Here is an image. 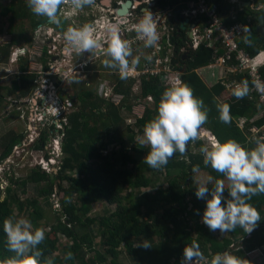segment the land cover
<instances>
[{
	"label": "trees",
	"instance_id": "trees-1",
	"mask_svg": "<svg viewBox=\"0 0 264 264\" xmlns=\"http://www.w3.org/2000/svg\"><path fill=\"white\" fill-rule=\"evenodd\" d=\"M23 1L12 0L9 6L0 7V15L8 19L7 27L1 28L0 33L11 35L10 42L0 46V63L9 61L12 48L16 45L22 48L35 45L33 33L27 32L23 26L25 20H30L32 30L48 20H35V14ZM241 14V21L250 20V31L240 42L241 47L255 55L264 49V37L257 31L258 17L248 9H244ZM19 19L22 21L20 30L16 25ZM175 39L178 43L176 49L179 50L182 43ZM212 61V51L205 47H200L187 61L180 59L181 65L186 66L182 83L188 84L193 95L203 100L208 110L207 126L203 127L216 140L223 143L232 139L245 149H252L234 119L251 117L255 99L250 96L237 99L234 95L225 99L222 82L209 87L197 70L208 67ZM41 62L48 69L47 48L43 50ZM116 77V84L110 93L122 95L124 98L121 104L114 103L111 97L101 96L87 86L85 91L73 94L70 99L73 109L60 117L63 127V158L58 172L51 174L35 167L31 169L26 181H21L22 185L43 184L38 188V195L44 198L53 194L57 186L63 194L60 200L61 217L49 226L43 243L38 246L43 251L41 261L53 257V264H126L119 260L120 256L125 255L129 260L127 264H181L184 247L193 241L200 245V250L209 260L216 253L226 251L248 260L250 264L256 262L255 258H250L256 253L264 261V194L253 196L248 201L261 216L255 230L245 233L237 227L232 232H225L226 236L218 240L212 234L214 231H210L201 220L205 200L210 199V195L205 199L195 196L198 172H193V167L199 166L200 171L213 177V182L208 184L210 190L215 186V180L225 179L223 174L205 166L200 152V148L205 146L204 142L199 139L189 142L185 155L176 152L166 166L156 170L144 161L150 151L149 146L142 147L143 157L137 158L133 156V141L128 142L123 138L124 135H120L119 130L124 124L122 110L130 111L139 103L145 107L143 116L137 119L135 125L128 124L125 130L132 138L134 134L143 135L145 124L157 115L162 93L170 87L167 81L170 74L163 72L160 75H143L139 95H135L133 90L136 79L130 77L122 80L120 76ZM236 78L239 81L245 79L241 75ZM37 79L38 74L29 73L25 64L21 63L19 73L12 81V89L14 93H19V98L28 97L35 90ZM57 85L60 86V82ZM5 89L0 86V93ZM224 104L230 106L231 122L228 124L220 120L218 106ZM133 126L137 129L136 133ZM52 129H55V125ZM22 138L15 133L3 138L0 164L22 142ZM40 139L38 142H46L45 132L41 133ZM38 142L35 147L40 149L42 146ZM193 147L198 148V151L195 152ZM163 174L169 178L166 187L156 182ZM126 189L138 191L137 196L125 195ZM141 189L146 191L140 193ZM227 189L222 204L230 199ZM8 192L10 194L12 190L8 188ZM1 196L0 189V261H3L14 255L7 247L4 220L25 214L23 217L29 219L34 228H42L43 210L38 198L23 201L19 196L12 195L1 200ZM100 201L113 205L114 210L90 216L92 205ZM96 239H99L97 244ZM143 240H148L151 248L137 246ZM68 252L73 253V259H65ZM87 254L90 256L87 257Z\"/></svg>",
	"mask_w": 264,
	"mask_h": 264
},
{
	"label": "clouds",
	"instance_id": "clouds-1",
	"mask_svg": "<svg viewBox=\"0 0 264 264\" xmlns=\"http://www.w3.org/2000/svg\"><path fill=\"white\" fill-rule=\"evenodd\" d=\"M94 2L95 0H27V6L36 16L47 17L49 23L56 25L57 28H61L62 21L59 13L61 12L62 5H70L74 12H78L87 6L93 5ZM207 3L211 7L216 8L219 14H221L222 8L218 7L217 3L214 4L211 0H207ZM238 6L242 7L240 3H238ZM182 7L186 6L183 5ZM260 8H264V5H261ZM257 10L259 11L260 9ZM143 11L144 14L142 18L133 25L135 31L132 33L128 32V36H121L120 34V28H124V30L127 31L128 25H126V23L124 25H108V37L104 31H98L96 33V28L92 24L86 23L79 28L70 27L63 34L64 40L66 41V48H70L77 52H95L98 55L105 52L107 48L105 56L108 58L103 60L104 66L117 69L120 78L122 80L127 79L129 72L134 70L140 62V56L137 55L133 57V51L137 50V46L143 44L145 48H156L159 46V43L164 45L163 40L166 39V33H164L165 31L162 26L159 27L157 25L153 13L146 8ZM74 15H76V13ZM179 15L183 16L178 13L177 16ZM65 16L68 17L71 15L65 14ZM260 16L264 17V15L259 14L257 16L258 20ZM172 18L173 17H171V19ZM184 18L192 20L191 18ZM200 22L205 23L206 18L201 17ZM200 22L193 19L190 31H188V36H190V39L186 42L188 45H190L193 40L192 29L198 23L201 24ZM169 26L172 28L170 20ZM258 26L259 23L257 24V31L262 36L261 31L258 30ZM248 28L244 26L243 30L249 33L250 28ZM46 29L47 30L44 29L36 35L33 33L36 42L35 46L41 44L43 47L42 54H39L40 56L37 58V61L40 60V62L43 58V50L45 48H47L48 57L56 55L55 52L60 49L56 44L48 46L47 41L50 39L51 33H53V27L49 26ZM248 33L244 36L243 40ZM135 35L141 40L138 41L136 45L133 44L131 46L129 40L135 37ZM172 35L173 38H177L173 29L171 31V36ZM104 39L109 40L108 47L105 45ZM101 41L102 44H104V48L100 45ZM245 42H248L247 39ZM200 47L207 46L201 44L197 49ZM19 49L27 51L25 48ZM51 49H53V51ZM64 50L65 49L61 48V52H64ZM246 51L249 52L248 50ZM249 53L253 59L252 64L263 72L264 49H261L255 55H252L251 52ZM130 57H132L131 61L129 60ZM144 59L151 61L152 57L146 55ZM207 68L215 72L216 69L219 68L218 73L216 72L217 74L209 71L210 74L213 75L216 84L222 82L219 80V77L226 74L227 71L223 66L217 65L213 59L212 63H210ZM207 68L206 70H208ZM237 76L238 75L234 74L228 75L229 79L238 80L236 78ZM177 77L178 78L175 77L174 79V84L166 88L162 93L158 104L157 115L145 124L143 138L140 139L141 144L150 147V151L144 157L145 163L150 168L156 170L166 166L169 159L172 158L176 152L185 155L186 147L189 142L200 139L202 132L210 134V132L203 127L208 119V110L203 100L193 95V90L188 84L182 83L183 74L177 75ZM248 81L250 80H242L234 89L233 94L228 92L223 85L226 95H230V97L234 95L237 99H243L250 92L248 85L250 82ZM111 90L110 88V91ZM260 90L264 91V88ZM254 99L255 106L252 109L251 117H239L234 119L237 128L243 133L247 144L250 145L252 149H245L232 139L221 143L219 140L214 139V136L211 134L209 136L213 139L211 145L202 146L200 148V152L204 157L203 162L205 166H210L214 171L223 174L227 179V191L230 196V199H227V201L222 204L225 191L224 180H215V186L211 188V190L208 184L213 182L212 176H208L206 181L197 182L195 196L198 199H205V197L210 195V199L205 200V208L202 215V222L210 231H219L223 234L225 232H232L237 227H240L245 233H251L261 221L259 211L253 207L252 204L248 203L253 196L264 194V137L257 138L255 140V145L248 140V129L253 125L249 123V120L256 119L259 116L261 117L263 110L262 104L258 105L257 98ZM68 104H62L58 107L57 112L60 113L59 118L72 107L70 104L69 108L64 109V107H68ZM218 108L220 111V120L225 124L230 123V106L224 104L218 106ZM58 120L59 124L62 125L60 119ZM240 120L246 121L245 127L242 129L239 127ZM259 122L262 123L259 124ZM254 125L258 128L263 127L264 118L256 119ZM62 138L63 137L60 139L61 154L56 157V159L63 156ZM53 160L54 159H50L47 166L49 168L53 167V170H57L58 172L59 165L55 168L56 162H53ZM54 171L52 173H54ZM192 171L199 172V166L193 167ZM3 231L7 237L8 250L14 253V255L0 261V264H53V257H47L45 260L41 261L43 251L38 246L42 244L45 239L44 229L38 227L34 228L32 222L26 217L21 216L16 218L10 216L6 218L3 222ZM137 246L146 249L151 248V244L148 240L141 241ZM73 258V253H66V260H71ZM181 264H250V262L226 251L223 253H216L209 260L200 250V245L196 241H193L191 245L184 247Z\"/></svg>",
	"mask_w": 264,
	"mask_h": 264
},
{
	"label": "rangeland",
	"instance_id": "rangeland-1",
	"mask_svg": "<svg viewBox=\"0 0 264 264\" xmlns=\"http://www.w3.org/2000/svg\"><path fill=\"white\" fill-rule=\"evenodd\" d=\"M12 0H0V7L4 8L9 6ZM23 3L27 5V0H24ZM65 7V5L61 6ZM67 9L69 6H66ZM61 15V13H59ZM35 16V20L39 18H47L42 16ZM6 18V17H5ZM70 19H73V24L78 28V23L74 22L77 19L76 15H71ZM8 19H4L0 15V29L3 27H7ZM79 21V20H78ZM91 21V20H90ZM19 30L21 29L22 21L19 19L16 23ZM23 26L27 30V32L34 33V35L40 33L42 30H47L46 28L51 26V24L47 21L42 25L38 26L35 30H32L30 20H25ZM56 26V25H55ZM68 28L67 24L65 28H60L58 31L63 34ZM64 38V37H63ZM11 40V35L7 33H0V46L9 43ZM100 45L104 48V44L102 41ZM16 45L12 48V53L9 61L7 63H0V86L5 87L0 94L2 95V99L0 101V154L3 152V138L11 133H15L23 136L22 142L16 146L12 153L0 164V189L2 191L1 200H4L8 196L16 195L23 201L25 199H33L38 198L39 205L43 210V220L41 222L42 229L44 232H48V228L50 225L54 224L56 219L60 216V200L63 198V194L59 192L57 184H55L56 190L53 194L47 196L46 198L38 195V188L43 186L34 185L33 183H29L26 185H22L21 181H26L31 169L40 167L46 172L52 173L53 167H48V161L50 159H54L53 162H56L55 168L60 165V161L63 156L56 159L61 154V137L62 133V125L59 124V112H57L58 107L62 104H68V107H64V109L69 108L71 102V96L76 92L85 91L87 88H91L94 91H97L99 95H108L110 96V88L113 89V85L116 84V76H120L117 69H112L109 67H105L103 64V60L108 58L105 56V52L100 53L99 55L95 52L91 55L88 52H79L80 54L74 58L71 54L66 52H61V48L58 51H54L56 55L52 57H48V69L45 68V65L37 61L39 54H42V45H34L33 47H23L27 49V51L19 49ZM53 51V49H51ZM146 49V48H137L135 56H140V62L137 68L144 69V66L148 64L150 61H146L144 57L146 55H150L154 58V55L157 54L155 61L159 60L160 64L163 62V57L161 55V51L156 48ZM76 52V51H75ZM25 54V55H24ZM33 54V55H32ZM4 56V54H1ZM23 56V57H21ZM22 58V59H19ZM55 59V60H54ZM132 58H129L131 61ZM152 60V59H151ZM24 63L29 73L38 74V79L35 81L36 88L32 93L25 98H19L17 93L13 91L12 81L15 76L19 73V65ZM159 64V63H158ZM165 70H169L171 74V78L168 79L169 86L174 84V79L178 74L185 72L186 68L181 69V71H173L171 68L167 69L166 65L164 66ZM134 71L129 72V76H139L137 74H132ZM57 78V82H60V86L53 82V78ZM204 77L209 79L210 72L204 71ZM172 79V81H170ZM137 82L134 86V94L139 95L141 92V77L136 79ZM213 82V80H212ZM216 82V81H214ZM77 86V88L74 86ZM111 98L116 99L114 95H111ZM225 99H229L230 95L224 96ZM73 108H70V110ZM70 110L68 112H70ZM145 107L143 104L136 105L132 110H122V117L124 120V124H122V128H120V135H124V139L128 142L131 140L132 142V151L133 156L137 158H142L144 149L148 145L141 144L140 139L143 138V135L134 134L133 138L130 134L125 130L128 124L136 123L137 119L143 116ZM64 114V113H63ZM66 114V113H65ZM55 125V129H52V126ZM203 126H207L204 124ZM133 131L136 133L137 129L133 126ZM45 132L46 142L42 144L40 141L41 133ZM118 134V133H117ZM119 134L117 136H120ZM210 135L205 132L201 133V140L204 142L205 146H210L213 139L209 137ZM37 142L42 146L40 149L36 148ZM60 146V147H59ZM135 147V148H133ZM143 147V148H142ZM193 150L196 152L198 148L193 147ZM63 153V152H62ZM48 158V159H47ZM175 172H173L174 174ZM208 173L205 171H199L196 176V186L198 181H206L208 177ZM55 177V174L52 175ZM159 180L156 182L157 184H161L160 186L166 187L168 184V176L163 174L158 178ZM15 182H13V181ZM225 188L228 187V181L225 178ZM66 185V184H65ZM8 188L12 190L9 194ZM142 191H146L145 189H141ZM133 192V193H131ZM138 191H131L130 189H126L124 191L125 195L132 194L134 197L137 196ZM107 210H114V206L107 205L105 202H97L92 205V211L90 212V216L95 217L99 215H103ZM23 216L25 214H22ZM202 220V219H201ZM213 236L221 240L226 236V233H220L219 231H214ZM67 240V239H66ZM99 239H96L97 242ZM65 242V241H64ZM58 253H61L59 251ZM90 254H87V257ZM250 258H255L256 262L254 264H264V261H261L259 255L256 253L253 254ZM124 263H129V260L125 255L119 257Z\"/></svg>",
	"mask_w": 264,
	"mask_h": 264
},
{
	"label": "built area",
	"instance_id": "built-area-1",
	"mask_svg": "<svg viewBox=\"0 0 264 264\" xmlns=\"http://www.w3.org/2000/svg\"><path fill=\"white\" fill-rule=\"evenodd\" d=\"M103 3L108 0H95ZM110 7L113 9V13L115 14V19L119 22V25H128L127 32L135 31L133 25L136 24L143 16L144 9H148L155 16V20L157 21V25L159 27H163L164 33H166V42L167 45L170 46L171 49L175 48V44L172 41L173 35L171 36L172 28L169 26V20L171 17L178 15V13L182 14L184 17L191 18L192 20H197L200 22V18H206V22H200L201 24H197L192 29V42L189 46L192 49H197L201 44H205V46L212 48L213 59L216 64L219 66H223L227 71L226 74L219 77V80L222 81V84L225 86L228 92L233 94L234 89L238 84L242 81H238L236 79H229V74L234 75H242L246 80L248 78L250 80L249 89L250 92L246 96H250L253 98H257L258 105L262 104V113L261 117L264 118V91H261V88H264V71L254 66L252 64V57L249 52L244 50L239 41L243 40L244 36L248 33V31H244L243 27L247 26L250 20L246 19V21L240 20L241 12L243 11L242 7L238 6V2L232 0V7L228 9V16L225 17V20L222 18L221 14L216 10V8L211 7L207 0H185L182 3H173L172 5L163 6L165 0H109ZM131 1L132 5L128 9V12L125 16H121L118 14L123 6ZM167 1V0H166ZM185 5L186 7H182ZM163 7V8H162ZM108 8H105L106 11ZM116 25V24H113ZM118 25V24H117ZM249 29V28H248ZM163 33V34H164ZM171 39V41H170ZM141 39L138 36L133 37L129 40L131 46L136 45L138 41ZM160 46V45H159ZM157 46V49L160 47ZM156 55L148 64L144 66V69H138L137 67L132 70L134 71L132 74H137L139 76H127V78L138 79L143 75L151 74V75H160L163 72L169 73V70H165L164 66L167 63H170L169 55H166L163 59L164 65L157 59L155 61ZM159 63V64H158ZM167 69L170 67L167 66ZM170 74V73H169ZM171 76V75H170ZM106 97H111L105 95ZM116 99L111 98V100L116 104H121L123 100L122 95H114ZM256 119L249 120L250 124H253L248 129V140L255 145V140L259 137H264V126L258 128L254 125ZM246 121L240 120L239 127L242 129L245 127Z\"/></svg>",
	"mask_w": 264,
	"mask_h": 264
},
{
	"label": "flooded vegetation",
	"instance_id": "flooded-vegetation-1",
	"mask_svg": "<svg viewBox=\"0 0 264 264\" xmlns=\"http://www.w3.org/2000/svg\"><path fill=\"white\" fill-rule=\"evenodd\" d=\"M236 2L240 3L241 6L244 9H248L251 10L252 13H254V16H258L260 13H264V8H260L261 5H264V0H235ZM218 7H221L225 10H228L232 7V0H216ZM66 6H69V8L67 9ZM108 9L105 11L104 9L107 8ZM257 9H260L259 11ZM61 12V21H62V27L61 28H65L66 24L67 27H75L73 24V19H70V16L66 17L65 14H70V15H74L76 13V17L79 20H76L74 22L78 23V28L84 24H92L95 28H96V33L98 31H104V33L107 35V26L108 25H113V24H118L119 22L115 19V14L113 13V9L110 7V1H105L103 3L100 2H94L93 5L91 6H87L85 7L83 10L78 11V12H74L71 8L70 5H65V7H62V10H60ZM91 20V21H90ZM51 24V23H50ZM51 26L53 27V33H51L50 35V39L47 41L48 46L56 44L58 45L60 48H63L67 51V53L71 54L74 58H76L77 55H79V52H75V50H72L70 48H66V41L64 40V36L62 37L61 33H59V29L57 28L54 24H51ZM123 27V26H121ZM64 34V33H62ZM120 34L121 36H128V32L126 30H124V28H120ZM186 34V32H185ZM178 36H181V34H179ZM100 41V40H99ZM105 45L108 47V39H104ZM185 43L187 41H184ZM159 47H160V53L163 57V59L165 58L166 55H169L170 58V63H167L166 65L169 66L173 71H181V69L179 67V62L180 59L185 58V60L183 61H187L189 59L192 58V53L193 51H195L194 49L191 48V46H187L186 49L184 50V52L181 53V49L176 50L171 49L170 46L168 45H163L161 43H159ZM64 50V52H66ZM107 48L105 49L106 52ZM83 54V52H81ZM89 54V52H88ZM158 54V52H157ZM157 57V55H156ZM184 67V66H183ZM210 78L211 80L214 81V77L212 74H210ZM214 85H216V83L214 82Z\"/></svg>",
	"mask_w": 264,
	"mask_h": 264
},
{
	"label": "crops",
	"instance_id": "crops-1",
	"mask_svg": "<svg viewBox=\"0 0 264 264\" xmlns=\"http://www.w3.org/2000/svg\"><path fill=\"white\" fill-rule=\"evenodd\" d=\"M184 0H165V2L163 3V4H161V5H163V6H167V5H172L173 3H182ZM260 14H262V15H264V13H260ZM221 16H222V18L225 20V17H227L228 16V10H225V9H223L222 8V10H221ZM192 21L193 20H190V19H186V18H184L183 16H177V15H175V16H173V18L172 19H170V25L172 26V29H173V31H174V33L176 34V36H177V41L179 42V43H182V46L179 48V51H180V49H181V53L182 52H184V50L186 49V47L187 46H189L187 43H185L184 41H188L189 39H190V36H188V31H190V28H191V26H192ZM197 23V22H196ZM258 23H259V20H258ZM185 27L184 29H182V27ZM185 32H186V34H185ZM179 34H181V36H178ZM249 34V33H248ZM137 35H135V37H136ZM166 40L167 39H164L163 40V42H164V45H167V42H166ZM170 41H171V39H170ZM172 41L174 42V44H175V49H176V47H177V44L178 43H176L175 41H176V39L175 38H172ZM242 40H240L239 41V43L241 42ZM137 48H145L144 47V45L143 44H140V45H138L137 46ZM205 48H207V47H205ZM146 49H152V52H153V48L152 47H150V48H146ZM207 49H209V48H207ZM177 50V49H176ZM200 50V48L199 49H197V50H195V51H193V53H195V52H197V51H199ZM209 50H211L212 51V57H213V50L212 49H209ZM135 53H136V51H133V56L135 55ZM192 53V54H193ZM130 58H132V57H130ZM183 60H185V58H183ZM179 67L180 68H186V66L185 65H181V62H179ZM184 66V67H183ZM206 68L207 67H204L203 69H200V70H197V72H198V74L201 76V78L202 79H204V81L206 82V84L209 86V87H213L214 86V81L212 82V80H211V78L209 77V79H206L205 77H204V71L205 72H214V73H218V71H219V68H217L216 69V72L214 71V70H210V68H207L208 70H206ZM210 70V71H209ZM185 72H186V70H185ZM185 72H183V73H181V74H185ZM216 73V74H217ZM181 74H178V75H181ZM170 81H172V79L170 80ZM115 85V84H114ZM113 85V86H114ZM224 94V93H223ZM225 96H227L226 95V93L224 94ZM207 135L209 134V133H207V132H205ZM210 135V134H209ZM215 139V138H214Z\"/></svg>",
	"mask_w": 264,
	"mask_h": 264
},
{
	"label": "water",
	"instance_id": "water-1",
	"mask_svg": "<svg viewBox=\"0 0 264 264\" xmlns=\"http://www.w3.org/2000/svg\"><path fill=\"white\" fill-rule=\"evenodd\" d=\"M211 1H213L214 4L217 3L216 0H211ZM131 5H132V2H131V1H128V2L123 6V8H122L120 11H118V14H119V15H122V16L126 15L127 12H128V9L131 7ZM184 28H185V27L183 26L182 29H184ZM258 30H260L262 36H264V17H263V16H260V17H259V26H258ZM92 53H93V52H92ZM92 53L89 52V55H91ZM180 78H181V77H180ZM53 82L56 83V84L58 83L56 77L53 78ZM54 173H57V170L54 171Z\"/></svg>",
	"mask_w": 264,
	"mask_h": 264
},
{
	"label": "bare ground",
	"instance_id": "bare-ground-1",
	"mask_svg": "<svg viewBox=\"0 0 264 264\" xmlns=\"http://www.w3.org/2000/svg\"><path fill=\"white\" fill-rule=\"evenodd\" d=\"M77 52V51H76Z\"/></svg>",
	"mask_w": 264,
	"mask_h": 264
}]
</instances>
